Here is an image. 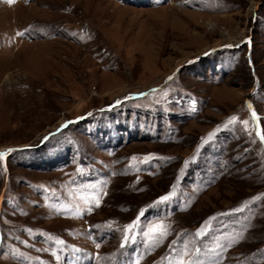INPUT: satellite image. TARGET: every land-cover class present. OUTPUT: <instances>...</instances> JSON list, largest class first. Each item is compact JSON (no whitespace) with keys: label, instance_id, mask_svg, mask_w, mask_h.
<instances>
[{"label":"rangeland","instance_id":"374dc122","mask_svg":"<svg viewBox=\"0 0 264 264\" xmlns=\"http://www.w3.org/2000/svg\"><path fill=\"white\" fill-rule=\"evenodd\" d=\"M257 131L264 0H0V264H264Z\"/></svg>","mask_w":264,"mask_h":264},{"label":"snow or ice","instance_id":"6c2138e0","mask_svg":"<svg viewBox=\"0 0 264 264\" xmlns=\"http://www.w3.org/2000/svg\"><path fill=\"white\" fill-rule=\"evenodd\" d=\"M8 2L11 3V2H13V0H8ZM17 35H23V33H17ZM229 47H231V46H229ZM168 79L171 80L172 77H169ZM153 91H155V90H153ZM116 103L119 104L120 101H117ZM193 103H195V101H193ZM252 118H253L254 121L257 120V116H256V113L255 112L252 113ZM236 119L237 118L235 116H233V117L230 118V120L227 123L228 124H232V123H234L236 121ZM68 123H72V121L66 122V124L65 125H62L61 127L62 128L63 127H66ZM244 123H245V125L247 124V122H244ZM218 130L219 129H217V131ZM214 135H215V132L210 133L209 136H208V139H211L212 136H214ZM257 136L259 137V139H260L261 142H264V132L257 131ZM44 139L47 140L48 137H45ZM8 151L10 152L12 150L9 149ZM5 155H6V153L0 152V160H2ZM150 159H151V157L145 158V161H143V162H147ZM133 160H135V158H133ZM172 195H173V193L172 192H169L168 194H166L164 196H161L156 203H160V202L167 201L168 199H170V197ZM253 199H256V198H253ZM96 206L97 207L99 206V200H96ZM88 211H91V209L89 208ZM138 219H139V217H137V220H134L132 223H130V224H128V225L125 226V229H124V231H125V237H124L125 241H127L129 239V234L131 233V230H133L134 228L137 227V221H138ZM167 234H168L167 226L164 225L163 223L156 224L155 226L149 228V231L145 233V235L147 236L148 241L150 243H156L159 240H162L163 237H165ZM203 234H204L203 230L200 229V230H197L196 236L199 237V236H201ZM57 243H61V241H57ZM196 251L199 252L200 250L199 249H196ZM181 264H184V262L181 261ZM189 264H197V262H195V261H189Z\"/></svg>","mask_w":264,"mask_h":264}]
</instances>
